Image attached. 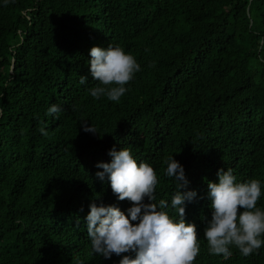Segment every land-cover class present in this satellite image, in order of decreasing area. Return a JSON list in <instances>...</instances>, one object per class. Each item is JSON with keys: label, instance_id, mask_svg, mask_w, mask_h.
<instances>
[{"label": "trees", "instance_id": "1", "mask_svg": "<svg viewBox=\"0 0 264 264\" xmlns=\"http://www.w3.org/2000/svg\"><path fill=\"white\" fill-rule=\"evenodd\" d=\"M110 45L141 66L117 102L89 92L90 50ZM114 146L156 169L157 202L176 191L165 160L184 166L193 264H264V247L225 258L204 239L220 169L264 182V0H0V264L135 257L94 255L87 234L93 201L131 207L95 175Z\"/></svg>", "mask_w": 264, "mask_h": 264}, {"label": "clouds", "instance_id": "2", "mask_svg": "<svg viewBox=\"0 0 264 264\" xmlns=\"http://www.w3.org/2000/svg\"><path fill=\"white\" fill-rule=\"evenodd\" d=\"M90 74L96 86L90 95L102 96L117 102L129 90L126 87L134 79L141 66L135 57L120 46L90 50ZM88 78L80 76L79 83ZM57 104L48 107L46 115L59 114ZM85 132L98 133L87 121L81 123ZM47 135L44 127L39 129ZM110 162H98L96 177L110 184L117 200L130 202L126 212L115 205L90 203L86 216L87 234L94 255L111 259L113 254L135 253L132 258L123 256L119 264H193L200 251L197 226L185 219L186 205L197 197L188 189L189 181L184 166L173 156L165 160L164 175L175 183L176 191L170 202H157L158 176L156 169L135 158L129 148L109 151ZM218 182L208 183L211 201V219L207 221L204 239L210 254L231 255L235 246L243 256H249L264 247V209L257 201L264 195V182L250 179L237 182L232 169H220ZM147 199L148 202H145ZM171 213V214H170Z\"/></svg>", "mask_w": 264, "mask_h": 264}]
</instances>
